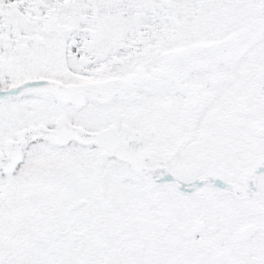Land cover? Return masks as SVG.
<instances>
[{
	"label": "snow or ice",
	"instance_id": "6c2138e0",
	"mask_svg": "<svg viewBox=\"0 0 264 264\" xmlns=\"http://www.w3.org/2000/svg\"><path fill=\"white\" fill-rule=\"evenodd\" d=\"M0 264H264V0H0Z\"/></svg>",
	"mask_w": 264,
	"mask_h": 264
}]
</instances>
